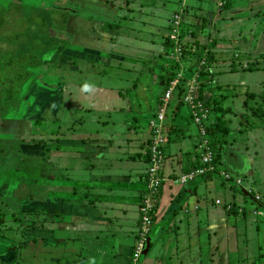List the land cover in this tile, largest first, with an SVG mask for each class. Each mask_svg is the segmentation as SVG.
<instances>
[{"label":"crops","instance_id":"1","mask_svg":"<svg viewBox=\"0 0 264 264\" xmlns=\"http://www.w3.org/2000/svg\"><path fill=\"white\" fill-rule=\"evenodd\" d=\"M74 1L79 2L78 0ZM97 1L101 3L96 7L100 13L110 15L107 16L108 24L114 23L115 19L119 20V18L125 21L126 17L117 16V9L113 7L112 3L108 5L107 0ZM207 1L208 3H204L203 7L205 10L203 12L199 10L197 14L193 15L188 14V10L193 8H189L190 4L183 1L180 11L186 15V19L182 23L184 28L185 26L186 29L188 28L189 19L192 21H199L200 17L206 19L207 9H209L208 13L214 16V3H217V0ZM229 3L231 6L224 10L226 17L219 15L221 17L218 20L219 29L215 30V34H222L220 39L223 41L219 40L225 46L223 49H217V51L222 54L226 51V46L230 44L232 47L233 44L241 47L245 59L250 58L252 57L249 56L252 55L249 53L252 48L251 45L258 40V35H264V0H229ZM125 6L127 5L125 4ZM102 22L103 20L89 21L91 25H99L98 33L99 36L100 34L103 35L100 39L102 42L108 44L112 39L123 35L113 33L107 24H104L107 29L101 31ZM164 23L163 26L168 28V18ZM104 37L107 39H103ZM154 45L159 49V53L157 50L155 53L151 52L152 46L147 47L149 50L144 48L143 50L149 51L148 57L157 56L159 58L165 52L163 48L167 47L160 43ZM130 46L132 49L130 53L119 50L121 58L118 64L125 60L137 62L139 59L144 62L143 56L133 53V50H137L139 47ZM105 54L101 53V55ZM128 54L135 58L124 56ZM144 55L146 56V54ZM192 55V52L186 54V61L180 62L179 74L181 76L186 73V66L195 60ZM109 56L113 59L116 57ZM213 57L215 58L214 54ZM90 59L84 62L85 65L90 66L86 70L87 72L85 71V79L79 78L76 83L70 84L67 89L71 88V91L67 94L64 92V96L50 97L44 107L46 110H43L45 114L37 120L33 119L36 124H34V132L36 129L44 132L42 130L45 129L44 126L39 124L41 120L42 123H57L58 125L54 124L53 128L49 126L54 129L49 134L57 136L53 139L60 141V145L49 147L46 142L42 145L31 143L27 148L29 153L27 155L38 157L41 164L43 163V168L46 167L47 169L48 166L44 173L43 201L36 197L30 200L29 205L40 207L39 210L34 209L32 212H28L30 217L34 216V219L30 218L28 223L30 229H33L32 235L30 234L21 245L19 243L17 246H7L9 252L0 256V264H130L132 247L139 226L138 207L146 190L145 171L148 168L146 154L149 141L147 123L153 116L156 105L162 97L164 85L152 68L156 64L154 59L151 61L152 66L149 65V68H146L147 75L143 85L139 86V90L142 89L145 93L144 100H136L135 95L130 91L136 86L138 79L132 82L125 79L131 84L128 91L123 90L120 86H116V89L102 87L103 75L99 76L91 70L93 68L95 71L93 60ZM260 59H262L263 65L261 68L253 71L242 69L236 73L239 74L237 77L239 80H234L240 86L242 84L247 87L252 86L253 81H251L250 76L252 74L260 73V76H264V58ZM259 60L245 61L243 67L257 66ZM134 65L136 64L133 63L132 66ZM212 65H210V69ZM75 67L77 75L83 73L82 69H78L79 66L75 65ZM121 70L124 71V69ZM127 73L128 76H132L130 72L127 71ZM136 74L139 78L140 74L137 71ZM152 74L153 76L150 78L149 76ZM210 74L212 77L208 79L214 87L207 86L206 88L211 91L209 93L204 91L202 95L204 98L210 97L215 101H220L221 106L226 99V95L222 93L228 92L230 87L231 89L235 88L233 81L231 84L227 83L228 79L224 80L226 83L217 82L214 79L215 71ZM220 74L228 76L230 73L222 70ZM110 75L113 76L112 73ZM203 76L206 78H201V80L207 83V76ZM147 84L150 85V91L146 90ZM173 92L172 94L175 96H173L174 98L171 96L172 100L165 116V123L170 127V130L163 134L165 142L160 170L161 184L157 194L152 199V228L150 235L147 236V238L150 237V243L146 254L141 256L135 264H201V259H204L205 256L208 264L212 263L213 256L220 257L218 264H245L251 259H253L254 264H264V258L262 261L259 260L261 257L259 247L251 252L252 257H247L243 254V250L242 253L236 250L241 241L235 235H233L234 237L228 235L232 230H234L233 232L237 230L235 224L239 219L253 218L251 214L253 204L249 202L251 209L248 212L249 218H246L243 201L241 200L240 203L234 201L235 195L238 194H228L224 188L222 198L216 199L224 204L231 202L235 207L242 208L241 215L232 213V216L240 217L234 218L233 224L230 226L227 223L228 214L220 211L219 208L216 209V216H212V210L215 211L213 203L216 199L212 201L208 199L211 190L217 192L216 188L218 191L223 189L214 185L215 179L218 182L220 180L216 171L221 170V168L227 169L228 172L240 170L245 162L244 158L247 160V165L250 163V157H245L243 152H238L240 149L233 148V146L236 147L240 144L237 139L231 137L228 141V135L225 138L219 150L218 161L215 163L214 174L197 177L194 181L183 185L175 182L181 174L196 167L197 159L193 142L196 139L197 128L189 121L185 110L183 113L184 125L175 124L177 113L182 106L176 108L177 93L174 90ZM249 98L252 99L250 95ZM262 102H264V98ZM243 103L245 109L251 111L250 117H257L254 126H248V122H245L242 131L239 130L242 132L241 134L250 135L251 139L246 140L247 144L251 143V140L254 142L253 145L249 143L245 147L246 150L254 148L252 150V163L253 158L258 157V153H264L260 150V145L264 141V121L262 120L264 113L257 115L256 111L259 108L246 105L248 102L245 101ZM262 106H264L263 103ZM121 111L126 114L125 123H116L117 121L113 118L109 119L110 114ZM90 112L93 115L87 117ZM226 112H223L222 119ZM37 113L35 106H32V113H27L22 119V124L26 127L25 131L30 135L29 139L33 141L36 138H33L31 134L33 123H31L30 116H35ZM96 114L106 115L112 129L106 128L109 126L107 121L97 117ZM210 122H212L211 116L209 117ZM87 123L95 126L97 131L88 128ZM229 134L231 135L230 132ZM241 134L238 135L241 136ZM20 141L26 140L20 139ZM41 146L44 149L42 152H46L45 155L42 157L33 155L34 152H38V148ZM49 149L50 154H48ZM52 149L58 151L59 154L51 155ZM39 153L41 154V152ZM38 168L42 167L38 165ZM223 183L219 182L222 185ZM238 189L242 191L241 188ZM239 195L245 197L246 194L243 192ZM35 211L38 213L35 214ZM257 212L261 214V217L259 214V219L254 226L255 231L262 225L264 227V204L258 205ZM36 216H42V223L47 222V226H43L41 219L37 220ZM56 220L59 223V232L55 228H50ZM193 246L197 249V254ZM11 249L12 251H10ZM109 249L115 250L111 252ZM2 250L0 249V253L3 252ZM15 250V255L12 257L11 255ZM26 250L29 251L28 256L24 254ZM36 254L43 257L42 262H35ZM32 255L35 256L34 259L30 257Z\"/></svg>","mask_w":264,"mask_h":264},{"label":"rangeland","instance_id":"2","mask_svg":"<svg viewBox=\"0 0 264 264\" xmlns=\"http://www.w3.org/2000/svg\"><path fill=\"white\" fill-rule=\"evenodd\" d=\"M78 1L77 3L74 0H69L71 3H65L67 2L66 0H0V220H2L0 222V249L7 246H17L19 243L21 245L25 239H28L30 234L32 235L31 231H33V229L31 228V230L27 225L29 219L31 218L33 220L34 216L32 215V217H30L28 212H32L34 209L39 210L40 207L31 206L29 202L33 200L34 197L43 201L44 173L48 169V166L47 169L46 167L43 168V163L41 164L39 158H33L27 155L29 154L27 148L31 145V142L28 140L30 135L25 131L26 127L22 124L23 117H25L27 113H32L34 99L45 102V104L40 102V107L36 110L38 113L35 116H30L31 123H33V127H31L33 132H31V134L33 138L46 142L49 147L60 145V141H55L53 139L57 138V136L49 134L52 130L54 131V129H52L54 124H56V126L58 124H53L52 122L42 123L41 120L39 124L44 126L45 129H42L44 132L40 129H36L34 132L36 124L33 119L37 120L40 116L45 114L43 110H46L44 107L50 97L55 98L64 96L71 91V88L67 89L70 84L76 83L79 78L85 79L84 75L90 66L87 64L85 65L84 62L90 58V60H93L95 71L93 68L91 70L96 72L99 76H101V74L103 75L102 80L97 76L102 81V87L116 89V86H120L123 90L128 91L131 84L126 80L129 79L131 80L130 82H132L138 79L136 86L131 88L132 90L130 92H133L136 100H144L145 93L142 89L139 90V86L144 83V78L147 75L146 68H149V65L152 64L149 62L155 59L156 64L168 65L170 64V57L167 48H163L165 52L159 58H157V56L148 57L150 55L149 51L145 52L143 48L149 50L147 47L152 46V50L150 51L155 53L157 50L158 52L159 49L154 44L160 43L163 45L165 37L170 35L171 32L170 29L163 26V24H165L164 21H166L174 11L179 12L182 10L180 6L183 1H187V4H190L189 8H193L192 10H188L189 15L197 14L199 10L203 12V10H205L203 8L204 3H208L207 0H149L147 1L148 3L144 0H133L132 2L127 1V6H125V0H107L108 5L112 3L113 7L117 9V16L126 17L125 21L119 18V20L115 19L114 23L108 24L107 16L110 15L100 13V10L96 8L101 4L99 1ZM73 3H75V5ZM220 6L221 2L214 3V16H211V14L208 13L209 9H207L205 19V23L209 25L205 24L204 28H210L208 43H213L212 47L216 50L214 53L215 58L213 57V60L216 62L212 65L211 69L208 68V72L214 73L215 71L216 76H214V79L217 82L226 83L224 80L228 79L227 83L231 84L233 81L235 88L231 89L230 87L228 92L224 91L222 93L226 95V99L223 101L220 109L222 111H227L223 116V121L226 123L231 133V135L228 134V141L231 137L237 139L240 144L236 145V147L233 146V148L240 149L238 152H243L242 154L245 157H250V163L247 165L246 158L240 154L245 160L240 170L229 171V174H226L222 168L216 171L220 178L219 182L221 181L224 183L223 185L219 184L215 179L214 185L222 187L223 189L220 190L221 192L218 191L217 188V192L211 190L208 199L212 201L219 197L222 198L224 188L225 192L228 194H238L235 195L234 201L236 203H240L241 200L243 201L242 204L245 208L246 218H249L248 212L249 209H251L249 202L253 204V210L251 211L253 218L245 220L239 219L235 224L237 230L235 232L232 230L228 235L232 237L235 235L238 240L241 241V244L236 250L241 253L243 250V254L247 257H252L253 255H251V252H254L257 247H259V253L261 254L259 260L262 261L264 258V227L262 225L255 231L254 226L260 214L257 212V207L259 204H264V153H258V157H254V161L251 163L253 155L252 150L254 148H249L250 150H246L245 148L250 143L247 144L246 140H250L251 137L247 133L241 134L242 132L240 131H242L245 122H248V126H254L257 121L256 116L250 117L251 111L245 109L243 106L244 101L248 102L246 105L259 108L256 111L257 115L264 113V106H262V103L264 105V102H262L264 98V76H260V73L250 75L251 81H253L250 87L244 84L240 86L234 79H238L237 77H239V74H236L239 72L238 64L243 66L246 63L245 61L249 62L251 59L259 60L260 58H264V35H258V40L254 41L251 45L252 48L249 53L252 55L249 56L252 57L250 58L245 59V55H243V51L240 49L241 47L237 45L234 46L233 44L232 47H230V44L226 46V51L220 54L217 49H223L225 46L223 42L220 41L222 40L220 39L222 34H215V30L219 29L220 23H218V20L221 19L219 15L226 17V12H218ZM90 20H103L100 25L101 31L107 29L104 27V24H107L110 28L109 30L113 33H120L123 35L112 39L108 44L106 42L104 43L100 40L103 35L100 34L99 36L98 33L99 25H91V23H89ZM198 23V20L192 21L189 19L187 23L188 28L186 29V26L184 28L182 24L183 28L181 27V29H183V31H190L196 27ZM178 30L180 31V25L178 26ZM199 33L197 34V39L203 40V37ZM182 41H184V39H182ZM130 45L139 47V49L133 50V53L134 55L140 54L143 56L144 62L139 59L137 62L125 60L118 64L121 58L119 50L130 53L132 52ZM52 51L55 52L52 53ZM59 52L64 55L60 53L59 56L61 57L58 59L57 63H55L52 61V57L55 56L54 60H56V58H58L56 56ZM101 53L106 54L101 55ZM232 53L236 56L233 60H231ZM49 54L52 57H50ZM144 54H146V56ZM109 55L116 57L113 59ZM196 55L197 54H195V56ZM124 56L135 58L130 54ZM231 62L237 70L235 69V71L228 76L220 74L222 70L228 71V66H230ZM133 63L136 65L132 66ZM257 64L259 68L262 67V59H260ZM75 65L79 66L78 69H82L83 73L77 75ZM35 66L36 68L39 67L40 73H38V75L44 71L45 76L40 75V77L37 78L33 71L30 70L34 69ZM200 66L201 64L198 65V67ZM126 68L128 69L126 70ZM121 69H124V71ZM127 71L130 72L132 76H128ZM136 71L140 74V79L137 77ZM160 71L154 69L155 74L158 72L163 74V69ZM110 73H112L113 76H111ZM152 76L153 74L149 77L151 78ZM202 78L206 77L203 76ZM33 82L37 85L42 84V82L51 85L48 89H45L48 90L49 93L35 97L40 92L35 90ZM149 86L150 85H148V88L146 87L147 91H150ZM249 95L252 96V99L249 98ZM184 110L191 122L185 106H182L177 113L175 124L184 125ZM132 111L135 112L134 110ZM92 115L93 113L90 112L87 117ZM96 116L101 117L102 120L105 119L109 124L106 128L112 129L106 115L96 114ZM109 117V119L113 118L116 120V123L126 122V114L124 111L110 114ZM262 120L264 121L263 118ZM206 123L209 124V120ZM49 126H52V128ZM86 126L92 130L94 129L93 131H97V129H95L96 127L89 123H87ZM238 134H241V136ZM20 139L26 141L21 142ZM253 143V140H251L250 144L253 145ZM195 144L194 141V150ZM38 149V152H34V154L31 153L41 157L45 155L46 152H42L44 150L42 146ZM260 150L264 151V141L260 145ZM39 152H41V154ZM48 154H50V149ZM58 154V151L51 150V155L56 156ZM38 165L42 168H38ZM229 177H231L230 182ZM238 188H241L246 194L245 197L239 195ZM213 205L215 211L212 210V216H216V209L218 208L224 213L228 212L223 206V202L218 199L214 201ZM238 209L242 211V208L238 207L237 210ZM214 212L216 213L214 214ZM237 213L241 215V212L237 211ZM227 214L229 216L227 223L230 226H232L231 224H233L234 218L240 217L237 215L232 216V213ZM137 217L139 218V214H137ZM36 218L40 220L42 216H36ZM42 225L47 226V222H43ZM50 228H55L59 232L58 220H56L54 225ZM21 235L23 238H21ZM240 237L243 240H241ZM194 249L197 254V249L195 247ZM113 250L115 249H109L111 252H113ZM24 254L28 256L29 251L26 250ZM35 256L32 255L30 257H32V259L35 257V262L37 263L43 261L42 256H38L37 254ZM256 258H258L257 255ZM219 259V256H213L212 263L210 264H218ZM201 264H208L206 256L204 259H201ZM245 264H254V261L251 259L250 262H246Z\"/></svg>","mask_w":264,"mask_h":264},{"label":"trees","instance_id":"3","mask_svg":"<svg viewBox=\"0 0 264 264\" xmlns=\"http://www.w3.org/2000/svg\"><path fill=\"white\" fill-rule=\"evenodd\" d=\"M66 1L67 2H65V3H71V2H69V0H66ZM127 1H130V0H125V4L126 5H127ZM219 1H221V6L218 8V12L224 11L225 9H228L231 6V3H229V0H219ZM73 4L75 5V3H73ZM177 13H179V12L172 13L169 16V18H168V29H170V30H172V24H170L171 23V19L170 18H172L173 14H177ZM179 14H180V16H179L180 17V21H179L180 31H179V34H178L177 40H176V45L178 47V55L179 56L177 55V53H175L173 51V49H174L173 42L169 39V35H168L164 39V45H165V47L168 48V51H169L168 54H169V57H170V64H168V65L167 64L166 65L155 64V66L154 65L153 66L150 65V66H152L153 70L154 69H158V71H160V70L163 69V74L160 73L161 71L158 72L157 74L161 78V81H162V83L164 85V90L168 87L169 82H171L173 80L176 81V84H175V86L173 88V90L177 93L176 95H177V102L178 103L176 105V108H179L180 106H184L182 101H181V99H182V96H183V94L185 93V91L187 89V85L190 82L189 79H190L191 76H193L194 73H195V75H197L196 76V80H195V85H196V90H197V98L205 107H207L209 109V117L211 116L212 122L207 124V125H203L205 132H204V134L202 136L199 134L198 130H196L195 138L197 140H195L196 144H195L194 153H195V157L197 159V156H198V154L196 153V148H197V144H198L197 142H199L202 139L206 140L207 149L210 152H212V154H213V156L211 158V164L213 165L214 168H216L215 167V163L218 161V158H219V153H220L219 150H220L221 145L224 143L225 138L229 134V129L227 128L226 123L222 119V114H223V112L225 110L222 112V110L220 109V101H215L214 99H212L210 97L209 98L208 97L204 98V95H202V93H204V91H206L208 93L211 91L210 89L206 88L207 86L208 87H210V86L214 87L213 84H210V82H209L210 80L208 79V78L211 79V77H212V74H210L208 72V68L210 67L211 64H214L213 54L215 53V49L212 47L213 43H211V42L208 43L209 35H210L209 34L210 33V28L209 29L208 28H204L205 24H207V23H205V19L203 17H200V20H199L200 22L198 23V25L196 27H194L190 31H187V30L183 31V29H181V27H182V23H183V21H185L186 17H185V14H183V12L179 13ZM198 33L201 34V36L203 37L202 38L203 40L197 39V34ZM52 39H53V37H52ZM103 39H107V37H104ZM182 39H184V41H182ZM53 52H55V51H52V53ZM190 52L193 53V58L195 60L192 62V64L186 66V68H187L186 69V73L181 76L179 74L180 62L181 61L182 62L186 61L185 55L190 53ZM60 53L61 52H59L57 54L56 57H58V58H56V60H54L55 56L52 57L49 54L50 57H52V61L53 62L57 63L58 59L61 57V56H59ZM61 54H63V53H61ZM195 54H197V55L195 56ZM177 56H178V58H177ZM234 58H236V56H234V53H232V59L231 60H233ZM149 63L151 64L152 62H149ZM200 63H201V66L198 67V65ZM238 65H239L238 71L242 70V69H246L247 71H253L254 69L259 68V67H257L258 65L257 66H249V67H246V68L241 66V64H238ZM36 66L34 67V69H30V70L33 71L34 75L37 78L40 77V75H44L45 76V72L44 71L41 72L40 75H38V73H40L39 69H38L39 67L36 68ZM235 69L237 70V68L234 67L232 62H231L230 66H228V71L227 72L233 73L235 71ZM79 71L81 72V70H79ZM263 71H264V67H263ZM203 75L207 76V79H206V80H208L207 83L203 82L201 80ZM34 85H35V90L40 92L35 97H37V96L39 97V96H42L45 93H49V91L45 90V89H48L51 86V85L43 83V82L40 85H37L35 83H34ZM173 94H174V92H173ZM173 94L171 95L172 97L175 96ZM172 97L169 98V100L167 102L166 111H167V109L169 107V104H170V102L172 100ZM250 97H252V96L250 95ZM40 102H42V101H38V100L34 99L33 106H35L36 110L40 107L39 106ZM42 104H45V102H42ZM159 106H161V101H158V103L156 105V109ZM249 108L252 109L250 106H249ZM166 111L164 113V121H163V124H162V129H163L164 133L169 132V130H170V127H168L167 124L165 123V120H166L165 116H166V113H167ZM29 140H31L30 142L33 143V144L34 143L40 144V145L44 144L43 140H39V139H35V141H33L32 139H29ZM162 148H163V146H162ZM0 154H1V152H0ZM146 156H147V161H148L149 160V151H148V154H146ZM27 157H29V156H27ZM31 157L38 158V157H34V156H31ZM196 162H197V164H196V167H194V169L197 168V167H202L203 166L199 161H196ZM224 172L226 174H229L227 169H225ZM230 181H231V177H229V182ZM159 188H160V186L157 188L156 194H157ZM145 192H146V190L144 191V193ZM239 193L243 194V192L240 191V190H239ZM42 204L43 203H41V205ZM226 204L230 205V210L227 213L237 214V207H235V205H233V203H231V202H227L225 204L223 203V205H226ZM35 212H36L35 214L38 213V211H35ZM241 214H242V211H241ZM150 218L152 220V212H151ZM1 221L2 220H0V222ZM42 221L43 220L41 219V222ZM151 226L149 228L147 236L150 235V230L152 228ZM8 248L9 247L1 248V249H3L2 250L3 252L0 253V256H4L7 252H9ZM10 251H12V249ZM15 252H16V250L12 253V255H11L12 257H14ZM8 255H9V253H8Z\"/></svg>","mask_w":264,"mask_h":264},{"label":"built area","instance_id":"4","mask_svg":"<svg viewBox=\"0 0 264 264\" xmlns=\"http://www.w3.org/2000/svg\"><path fill=\"white\" fill-rule=\"evenodd\" d=\"M219 2L221 1L218 0L217 3ZM179 13L173 14L172 18H170L171 23L169 22L170 24H172V30L169 35V39L173 42V51L177 53V55L178 47L176 45V40L179 34ZM196 76L197 75H195L194 73L193 76L190 77V82L187 85V89L183 94L181 101L186 108L191 122L197 127L199 134L202 136L205 132L203 125H206V122L209 120V109L205 107L197 98V90L195 85ZM175 84V80L169 82L168 87L166 88L162 98L160 99L161 106H159L154 111L152 118L147 123L149 130V160L148 168L145 171L146 192L142 195V200L140 206L138 207L139 226L136 232V239L134 240L132 247L130 264H135L140 258L144 249L149 228L152 225V220L150 218L151 212L153 210L152 199L161 183L160 170L164 157L162 146L165 142V139L163 136L164 131L162 129V124L164 121V113L166 111L167 102L172 94ZM196 153L198 154L197 161H199L203 166L191 169L188 172L181 174L175 181L178 184L183 185L187 182L193 181L197 177L215 173V168L211 164V158L213 154L207 149L206 140L202 139L199 141V143L197 144ZM223 206L225 207V209H227V211L230 210L229 204ZM237 211L241 212V209H238Z\"/></svg>","mask_w":264,"mask_h":264},{"label":"water","instance_id":"5","mask_svg":"<svg viewBox=\"0 0 264 264\" xmlns=\"http://www.w3.org/2000/svg\"><path fill=\"white\" fill-rule=\"evenodd\" d=\"M150 241V237L147 238L146 242H145V246H144V249L142 251V256L146 254L147 252V249H148V245H149V242Z\"/></svg>","mask_w":264,"mask_h":264},{"label":"clouds","instance_id":"6","mask_svg":"<svg viewBox=\"0 0 264 264\" xmlns=\"http://www.w3.org/2000/svg\"><path fill=\"white\" fill-rule=\"evenodd\" d=\"M179 12L181 13V11H179ZM86 87H87V86H86ZM165 90H166V89H165ZM165 90H164V92H165ZM164 92H163V93H164ZM162 96H163V94H162ZM152 211H153V210H152ZM146 240H147V238H146ZM144 246H145V245H144ZM141 256H142V254H141ZM141 256H140V257H141Z\"/></svg>","mask_w":264,"mask_h":264},{"label":"flooded vegetation","instance_id":"7","mask_svg":"<svg viewBox=\"0 0 264 264\" xmlns=\"http://www.w3.org/2000/svg\"><path fill=\"white\" fill-rule=\"evenodd\" d=\"M78 3V2H77Z\"/></svg>","mask_w":264,"mask_h":264}]
</instances>
